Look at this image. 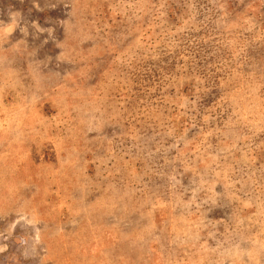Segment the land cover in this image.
Returning <instances> with one entry per match:
<instances>
[{
	"label": "rangeland",
	"instance_id": "1",
	"mask_svg": "<svg viewBox=\"0 0 264 264\" xmlns=\"http://www.w3.org/2000/svg\"><path fill=\"white\" fill-rule=\"evenodd\" d=\"M0 264H264V0H0Z\"/></svg>",
	"mask_w": 264,
	"mask_h": 264
}]
</instances>
